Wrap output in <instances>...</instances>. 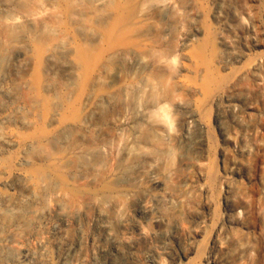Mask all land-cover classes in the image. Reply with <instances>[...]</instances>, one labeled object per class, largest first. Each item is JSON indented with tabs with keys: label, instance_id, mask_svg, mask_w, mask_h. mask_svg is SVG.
I'll return each instance as SVG.
<instances>
[{
	"label": "bare ground",
	"instance_id": "obj_1",
	"mask_svg": "<svg viewBox=\"0 0 264 264\" xmlns=\"http://www.w3.org/2000/svg\"><path fill=\"white\" fill-rule=\"evenodd\" d=\"M243 24L231 0H0V264H264V53L217 81Z\"/></svg>",
	"mask_w": 264,
	"mask_h": 264
},
{
	"label": "rangeland",
	"instance_id": "obj_2",
	"mask_svg": "<svg viewBox=\"0 0 264 264\" xmlns=\"http://www.w3.org/2000/svg\"><path fill=\"white\" fill-rule=\"evenodd\" d=\"M240 15L244 19V24L239 26L237 31V37L235 42V49L240 52V56L237 62L234 63L233 68L229 71H225L218 76L217 81L222 82L227 77L229 78L232 75L233 70L241 67H245L250 61L251 57L256 52L264 53V35L260 30L257 19V12L253 0H231ZM199 5L206 10L207 0H198ZM202 23L205 28L209 27V23L206 18L202 19ZM251 26L252 30L247 29ZM12 58H10L11 60ZM262 79L254 88V95L252 100L254 101V111L253 117L257 124H260L262 118L264 117V62H261ZM205 102L201 104L202 108H205ZM204 115L207 116V113L204 112ZM210 141V151H209V162L208 169L214 175L217 172V160L216 156L213 153L212 146L216 143V137L213 131H209ZM213 195L216 197L217 193L213 192ZM261 227H264V220H261ZM264 263V260H263Z\"/></svg>",
	"mask_w": 264,
	"mask_h": 264
},
{
	"label": "clouds",
	"instance_id": "obj_3",
	"mask_svg": "<svg viewBox=\"0 0 264 264\" xmlns=\"http://www.w3.org/2000/svg\"><path fill=\"white\" fill-rule=\"evenodd\" d=\"M167 119L169 120V121H171V116H170V114L167 116Z\"/></svg>",
	"mask_w": 264,
	"mask_h": 264
}]
</instances>
